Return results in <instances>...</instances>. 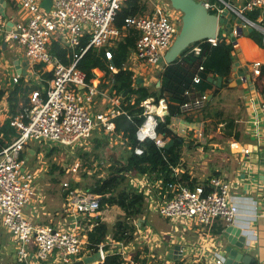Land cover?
<instances>
[{
	"label": "built area",
	"instance_id": "obj_1",
	"mask_svg": "<svg viewBox=\"0 0 264 264\" xmlns=\"http://www.w3.org/2000/svg\"><path fill=\"white\" fill-rule=\"evenodd\" d=\"M125 1L52 0L50 9L46 10L41 6V0H17L18 8L24 12L20 21L11 25L10 20L0 16V38L4 36L6 40L15 41L25 50L31 64H43L52 72L48 87L44 90L34 89L30 93L29 103L13 116L11 124L16 128L17 135L12 142L0 148V220L12 238L17 264H42L44 261L71 264L79 259L85 247L88 249L85 233L93 226L94 218L101 214L98 196L82 198L79 193L70 190L65 202L67 216L58 222H38L27 213V208L39 200L36 178L43 170L41 164H44V156L41 152H35L42 167L31 168L22 154L29 149L30 141H36L38 145L51 142L80 148L89 142L95 129L104 128L110 133L114 131L112 119L123 112L120 109L121 96L108 87H102L99 76L87 80L86 73L77 63L88 48L112 47L124 37L125 32L115 26V17ZM204 5L218 14L226 8L231 9L243 18V26H254L262 33L264 45V24L249 19L245 14L246 11L263 9L264 0H246L242 8L245 13L227 0H206ZM168 6L164 0H154V9L149 14L126 19V27H135L140 31L128 61L133 71V85L139 80V66L158 68L179 32L181 13ZM218 39L210 42L215 45ZM54 41L74 51L79 49L70 64H64L51 53ZM192 45L190 50L199 54L200 46ZM106 55L112 58L110 49H107ZM262 65L264 63L260 61L255 62L254 73L259 75ZM110 68L116 71L114 66ZM203 69V64H200L193 82L201 81L200 71ZM19 78L20 75H15L14 82ZM185 95L184 102L179 105L183 112L200 110L209 101L206 92L196 93L187 89ZM98 97L110 104L106 112L93 111ZM4 104L0 100V128L3 125L1 115L5 107L8 108ZM142 104L146 119L137 129L138 139L152 138L158 145H165L156 131L158 117L163 120L164 114L158 115L157 112L162 113L159 111L153 113L158 105L151 98ZM250 105L258 129L261 121H264V94L259 95L258 99L252 96ZM251 150L248 146L244 151L249 154ZM135 151L141 153L142 149L136 147ZM130 182L144 192L148 207L167 219L193 221L206 227L217 219L232 221L238 212L237 205L230 199L231 182L220 175L195 186L179 181L163 184L162 179L152 180L148 175H131ZM65 186L69 188L68 183ZM123 243L109 235L98 248L102 252V261L109 251H117L122 254L125 263L135 264L127 258ZM104 245H109V250H105ZM223 262L224 257H217L216 264Z\"/></svg>",
	"mask_w": 264,
	"mask_h": 264
},
{
	"label": "trees",
	"instance_id": "obj_2",
	"mask_svg": "<svg viewBox=\"0 0 264 264\" xmlns=\"http://www.w3.org/2000/svg\"><path fill=\"white\" fill-rule=\"evenodd\" d=\"M221 5L223 6V4ZM147 10V0H126L115 17V26L125 32L124 37L112 47L88 48L77 63V66L86 73L87 80L100 75L101 86L108 87L110 91L121 96L120 109L123 112L112 119L114 131L110 133L105 131L104 128H99L102 130L103 135L95 138L96 146H102L106 140L108 142L111 138L109 134L124 141L127 146L125 155L118 158L120 161L123 159V161L110 164L107 175L98 178L90 187L91 193L98 196L101 208V214L94 218V221L89 220V222L93 221V226L87 230V247L92 252L96 251L109 235L117 241L127 243L134 237V232L138 229L135 220L145 214L148 203L144 192L139 191L130 182L131 175H148L152 180L162 179L163 184L177 181L190 186L197 184L196 181L191 180L189 173L183 172L178 175L175 173V168L181 163L185 138L171 128V117L173 114L178 113V104L184 102L187 89H191L196 93H212L213 98L216 97L223 87L228 86L233 62L235 61L236 46L231 39L223 36L220 31L217 44L214 45L207 40L198 41L192 46H200L201 51L199 54L192 52L189 47L175 62L167 65L160 73L161 85L157 89L150 90L140 80H137L136 85H133V71L129 68L128 61L129 55L135 49L137 40L140 37V31L135 27H126V19L132 16L144 15ZM212 12H216V10H212ZM245 14L249 19L264 24V8L246 11ZM249 36L257 44L263 46L262 33L258 29L250 32ZM107 49L111 50L112 58H107ZM50 51L64 64H70L74 59L75 52H79V49L74 51L63 46L60 42L54 41ZM200 64L204 66V69L200 71L201 81L195 83L193 77ZM42 66V64L36 65V68H42ZM111 66H114L116 71L112 70ZM218 76L223 79L220 86L210 80V77ZM42 77L48 80L52 77V72L46 71L42 73ZM22 79H24L23 76L19 80ZM255 87L261 94H264V65H262L260 73L255 79ZM7 93L10 115L0 128V148L12 142L17 135L16 128L11 122L13 116L18 113V104L22 95L26 93V89L17 83L9 89L0 88V100ZM148 98H153L154 102L165 98L171 103L170 114L166 115L163 120L158 117L157 134L163 139L169 138V141L163 146L158 145L152 138L139 140L137 137V129L146 119L145 107L142 102ZM211 103L212 99L208 101L206 106ZM188 119L189 121L192 120L191 118ZM227 126L230 130L227 131L226 135L238 139L239 133L233 134L232 131L234 119H229ZM136 147H140L142 152L137 153L135 151ZM49 152L47 155L51 154ZM26 156L27 152L22 154V157L25 158ZM207 189L209 188L207 187ZM70 190L72 189H69L66 195ZM114 205L118 206L121 211L112 227H109L104 220L103 212L106 207ZM141 225L143 226L144 223ZM223 229V225H220L218 232H222ZM104 248L109 250V245H104ZM141 263L145 264L146 259H143ZM42 264L54 263L44 261ZM97 264L128 263H125L120 252L109 251L105 259ZM170 264H184V261L175 259Z\"/></svg>",
	"mask_w": 264,
	"mask_h": 264
},
{
	"label": "crops",
	"instance_id": "obj_3",
	"mask_svg": "<svg viewBox=\"0 0 264 264\" xmlns=\"http://www.w3.org/2000/svg\"><path fill=\"white\" fill-rule=\"evenodd\" d=\"M5 1V15L3 17L10 20V24L13 25L15 22L21 20L24 16V12L20 11L18 8L17 0ZM227 1H229L238 10H243L242 8L246 2V0ZM243 12L245 13L244 10ZM233 14H236L237 18L239 17V15L234 11ZM230 21L233 22L234 25L236 24L235 20L232 21L230 19ZM220 31L223 36L230 38V32L225 31L223 28H221ZM242 36L246 37L248 35L244 34ZM0 40L2 41L0 43V88L6 89L5 83L9 86V88L13 87L17 83L21 84L27 91H30L29 87L32 76L38 82L36 89L44 90L47 88L50 79L46 80V78L42 77V73L50 71L49 67H44L42 64V68H36V65L41 64H31L28 61L29 59L26 56L25 50L18 46L15 41L6 40L4 36L1 37ZM247 40H250L249 36L246 41ZM251 40L256 45V42L253 39ZM237 44L241 47V52L243 53V58L245 59V63H241L239 69L245 70V68H247V79L242 83H238L236 80V74L232 70L231 77L233 78L234 84L228 82V86L223 87L220 92L229 91V93H227L228 101L225 105L226 107L229 106L233 110L241 112V114H237L235 116V121L240 122L243 118H246V122L250 125V127L248 125L246 133L249 132L250 134L248 133V137L243 140L228 136L226 141L216 143L209 142V139L206 138L200 139L199 141L196 140L192 143L184 137L185 144L183 146L181 163L175 168V173L178 175L179 173L187 172L190 174L191 180L196 181L197 184L206 183L212 176L215 175L225 177L231 182L232 187L229 193L230 199L237 205L238 212L232 221L217 219L210 226L206 227L198 225L193 221L184 222L166 218L170 224V231H167L171 232L173 237L167 243V249L165 252H163V254L161 253L159 257L168 253L166 255L168 257V264L175 259H181L184 261V264H216L217 257H224L223 264H225L227 255L226 246L229 245V242H227V240L223 237V232L228 224L241 227L242 233L247 236V240L243 248H239L235 245H233V247L251 255L252 258L257 260L260 264H264V121H261L257 129L254 123V113L250 105V98L252 96L258 99L259 95H261L255 87V79L258 74L254 73L253 64L257 61L264 63V54L261 52V49L257 46V44V50L261 53V57L255 58L253 63H251L239 39ZM235 55V61H240L241 59L238 56L237 51ZM141 67L143 68L144 66L141 65ZM15 75H20V77L23 76L24 79L17 82H14L13 80L12 82ZM140 79V81L145 85L149 82L146 77ZM219 94L213 98L212 93H209V100L212 99L211 104L219 102ZM28 96H30V94ZM234 96H236V99L233 101ZM7 97L8 93L2 99L5 103L4 105H8V108L5 107V112L1 115L3 123L8 118V113H10ZM98 98L101 103H107L104 98ZM95 103L93 104V111H95ZM159 104H163L161 111L163 109L164 110L162 113L157 112L158 115L164 114L165 117L170 114L171 103L168 100L164 98ZM185 114L189 113L183 112L178 104V113L172 115L170 123L171 128L175 132L178 130V127H176L177 121L179 120L180 122L181 118H183L181 115L185 116ZM194 126L195 128L200 129L202 126L204 128L206 124L204 121L194 122L192 120L183 124L185 131L191 130ZM163 140L166 144L169 141V138ZM209 145L211 146L210 148H208ZM254 145H257V151H254ZM248 146L253 150H251L249 154H246L244 150L245 147ZM28 148V150L25 151V153L27 152L25 159L27 160V165L30 166V161L36 158L35 152H37V149L30 144ZM30 148L32 150H30ZM208 149H210V151ZM31 168H33V165ZM40 174L41 173H39L38 176H40ZM37 179L38 177L36 178V183ZM41 195L42 193L40 192L38 194L39 200L36 203H31L27 209V213L33 216L35 220L41 223H49L54 221L56 215L59 216L61 214L62 216H59L60 219L67 216V213L63 214V211H52V209L48 206L46 207V205L42 203L44 199ZM64 210L66 211V207ZM220 225H223L224 227L222 232H218V227ZM85 235L84 240H87V234L85 233ZM154 240H158L155 248H159V237L154 236ZM176 245H178L179 248L171 250ZM125 247L127 249L128 245H125ZM91 253L93 252L86 249L85 253H82L79 258L85 255H90ZM175 255L178 257H175ZM97 263L98 261L92 262V264Z\"/></svg>",
	"mask_w": 264,
	"mask_h": 264
},
{
	"label": "rangeland",
	"instance_id": "obj_4",
	"mask_svg": "<svg viewBox=\"0 0 264 264\" xmlns=\"http://www.w3.org/2000/svg\"><path fill=\"white\" fill-rule=\"evenodd\" d=\"M164 1L169 4V8H172L169 0ZM147 4L148 10L146 11V14H149L154 7V0H147ZM173 9L174 8H172V10ZM242 35H240L238 39L242 43V46L245 49L250 62L253 63L255 58L261 57V53L257 50L258 47L264 54V45L261 46L259 44L257 45L256 43V45L258 46L257 47L251 40L252 38L249 36V34V41H246V39H248V36L244 37ZM1 42L2 41L0 40V43ZM137 70L139 80L140 78L146 77L149 80L146 86L150 90L157 89L158 82L160 81V73L163 69L159 70L158 68L149 65L148 68H142L139 66ZM30 83V91L26 90V93L23 94L20 98V102L18 104V112L21 110L23 105L29 103L30 98L28 95L32 92V90L36 89V85L38 82L32 76ZM5 87L6 89H9V86L6 85V83ZM227 93H229L228 90L226 92H220V100H218L219 102L216 104H210L209 106H205L200 110L185 114V116L181 115V117L183 118H181L180 122L179 120L177 121L176 127H178V130H176L175 127L176 133H178L182 137H185L187 140H190L192 143L203 138L209 139V142L213 143L220 141L223 142L228 138L226 133L230 130L227 126V123L229 122V119H234V127L232 128L233 134L238 132L240 135L239 138L241 140L246 139L249 133H246L249 123L246 122V118H243V120L240 122L235 121V116L237 114H241V112H239L238 110H233L229 106L226 107L225 103L228 101ZM98 99L99 98H97L94 107L95 112H106L110 104H103ZM162 99L154 102L158 105V109H156V111H154L153 113H156L157 111L162 112L161 109L163 107V104H159L161 103ZM234 99H236V96L233 97V101ZM8 115H10V113H8ZM188 118H191L194 122L204 121L206 126H204V128L202 126V128L200 129H197L194 126V128L188 130V134V131H185V128L183 127V124L189 121ZM101 135H103L102 130L98 128L95 129L89 142L85 146L80 148H74L51 142H42L41 144L37 145L35 144L36 141H30V145L37 149L38 153L41 152L44 156L42 158L44 164H41L43 167L38 163V159L36 158L30 161V166L32 167L33 165L34 168L41 166L43 169L40 172V176H38L37 183L39 187V193H42L41 196L44 199L42 203H44L46 207L48 206L50 209H52V211H63V214H66L67 212L64 210L65 198L66 192L69 189H72L79 193V196L82 198L93 195L91 193L90 187L93 186L98 178H102L103 176L107 175L109 165L114 162L121 163L123 161V159H121L120 161L118 158H122L126 153L125 149L127 148V146L125 145V143L119 140V138L109 134L111 138L108 140V142L106 140L107 143L105 142L102 146L97 147L95 138ZM210 147L211 146L209 145L208 148ZM208 150L210 151V149ZM48 152L51 154L47 155ZM65 183L69 184V188L65 186ZM120 211L121 209L116 205L106 207L103 214L104 220L107 222L109 227H112L113 223L120 215ZM59 216L56 215L54 222L59 221ZM65 219L67 220V218H64V220ZM135 222H137L138 224V229L134 232V237L128 243H123L124 245H128L127 258L134 261L135 264H142L141 261L143 259H146L145 264H167L168 257L166 255L168 253L163 255L162 257H159L161 253L163 254V252H165V250L167 249V243L173 237L172 233L167 231H170V224L168 223L167 219L161 216L157 211L151 210L148 207L145 214L138 218V220H135ZM142 223H144L143 226L141 225ZM171 231L174 232L173 230ZM154 236L159 237V239L161 240V242L159 240V248H155L158 240H154ZM86 249L87 248L85 247L82 250V253H85ZM17 263L18 260L16 257V251L12 238L10 237V234L7 232L0 220V264Z\"/></svg>",
	"mask_w": 264,
	"mask_h": 264
},
{
	"label": "water",
	"instance_id": "obj_5",
	"mask_svg": "<svg viewBox=\"0 0 264 264\" xmlns=\"http://www.w3.org/2000/svg\"><path fill=\"white\" fill-rule=\"evenodd\" d=\"M171 6L181 12V26L179 32L176 34L175 39L169 49L166 51L164 57L161 59L158 69H164L167 65L175 62L182 53L189 48L192 44L201 41L207 40L211 41L219 37L220 29L223 28L225 31L230 32V39L234 44L238 43V37L242 34L248 35L254 30V26H243V18L239 16L236 17V14H233V11L229 8L224 9L221 13L212 12L205 5L206 0H169ZM52 5V0H42L41 6L46 10H49ZM6 6L5 0H0V16L5 15L4 8ZM236 21L234 25L233 22ZM236 51L240 57V61L233 62L232 70L236 74V80L238 83H242L247 79L246 71L240 70L239 66L241 63H245L243 58V53L241 52V47L237 44ZM29 61V60H28ZM17 65V62H16ZM14 79H12L13 82ZM141 80V79H140ZM214 83L221 85L223 82L222 77H210ZM230 83L234 84L233 78L230 77L228 80ZM161 85V80L158 82V87ZM127 93V91H126ZM210 99V96H209ZM257 145H254V151H257ZM140 220V219H139ZM223 237L229 242V245L226 246V261L225 264H260L257 260L253 259L251 255L239 251L233 247V245L243 248L247 236L242 233L241 227H238L233 224H228L223 232ZM179 248L176 245L171 250ZM171 256V255H170ZM175 257H178L175 255ZM94 261H102V252L100 249H97L90 255H85L72 264H90Z\"/></svg>",
	"mask_w": 264,
	"mask_h": 264
}]
</instances>
